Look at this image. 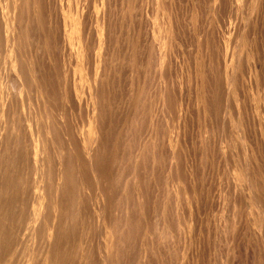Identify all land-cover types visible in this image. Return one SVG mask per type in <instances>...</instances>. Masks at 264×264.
<instances>
[{
    "label": "bare ground",
    "instance_id": "6f19581e",
    "mask_svg": "<svg viewBox=\"0 0 264 264\" xmlns=\"http://www.w3.org/2000/svg\"><path fill=\"white\" fill-rule=\"evenodd\" d=\"M72 1L0 0V264H264V0Z\"/></svg>",
    "mask_w": 264,
    "mask_h": 264
},
{
    "label": "rangeland",
    "instance_id": "374dc122",
    "mask_svg": "<svg viewBox=\"0 0 264 264\" xmlns=\"http://www.w3.org/2000/svg\"><path fill=\"white\" fill-rule=\"evenodd\" d=\"M48 1H49V3L47 4ZM51 1H52V2H51ZM51 1H50V0H47V2H46V0H45V2H46L45 5L50 6V7L48 8V9H49L48 11H50V12H48V13H50V14L52 15V18L54 17V20L56 21L55 24H58V26L61 27V29H60V28L56 25V27L58 28V30L60 29V31H63L64 20L62 21L61 19H64V17L66 16V15L63 16V12L66 13V10H67V12L70 13V10H71L72 8H73V9L75 8V3H74V1H72L73 4H72V3H68V0H59V1H57V0H51ZM63 1H64V3H63ZM50 2H51L52 4H50ZM54 2H55L56 4H55ZM58 2H59V3L62 2V4H59ZM85 2H86V3H85ZM53 3H54V4H53ZM79 3L81 4V5H80L81 7L79 6L80 10H81V8H82V5H83L84 7L86 6L85 9H84V7H83V9H84V11H86V12L88 13V16H85V17H87V19H86V20H87V24H88L87 26L89 27V28H88L89 30H88V33H87V34H88L87 38L90 39L89 42H88V39H87V42H88L87 45H88V46H91L90 43H91V42L93 43V41H94V40H93V41H91V40H92L93 38H95V34H93V33H94V29H93L94 27H93V26L95 25V17H96V15H94V14L96 13V12H95V10H96L95 7H97V8L99 7V8H100V5L97 4V3H99L98 1L96 2L97 6H94L92 3H91L92 5H91V4H90V0H88V2H87L86 0H84V1L81 0ZM79 3H77V6L79 5ZM84 3H85V4H88V3H89L88 5H91V7H90L89 9H91L92 7H94L95 10L93 9L94 11H92V10L90 11V10L88 9L89 6H88V5H85ZM182 3H183V2H182ZM182 3H181V4H182ZM187 3H188V2L185 1V2L181 5V6H183V7L180 6L181 9L179 8V11H178V12H183V13H179L178 16L181 18V20H180V18H179V21H180V24H181L182 28H185V29H184L185 32H186V30H187L186 33H188V34L190 33V34H189V35H190L189 37H191V35H192V37L190 38V40H188V39H187L188 34H184V35H185V43H186V44L188 43V44H187V45L184 44L185 46L183 45L182 48H183V47L185 48V47L187 46L186 49H185V51H184V52L187 53V54L189 53V50H190L191 53H192L193 51H195V52H193L192 55H190V53H189L188 56H187V54L185 55V53H184L183 56H186L187 58L185 57V59H184L183 56H179L177 59H178L180 62H184V61H185L184 63H185L186 65L189 64V66H191L190 68H192L191 70H193V66H194V63H195V59L197 58V60H198V58H199V50L196 49V48H198V47H195V46H197V40L203 35V32H202V30L200 31V24H199L198 22H196V20H195V25H194V24H192V25L190 24V23H191V20H190L191 15H190V13H189V10H191V7H190L189 4H187ZM206 3H207V2H204V3L201 2V3H200V4H201V7L196 8V10L198 9V10L202 11V12L199 13V11L197 10V13L200 14V16H202V17H201L202 20H205V19L209 18L210 13H211V12L209 13L210 10L207 9V8L210 9L209 4L207 3V6H206ZM67 4H68V5H67ZM70 4H71V5H70ZM184 4H185V5H184ZM51 5L53 6V9H52V6H51ZM64 5H65V6H64ZM187 5L189 6L190 9H187V8H188ZM202 5H203V7L205 6L206 8H205V7L203 8ZM261 5H262L261 7L259 6V13L261 14V15H259V16H261L262 20H264V11H261V10H264V6H263L264 3H262ZM55 6L57 7V9H56ZM62 6H63V7H62ZM87 6H88V7H87ZM117 6H118V5H117ZM117 6H115V7H117ZM184 6H186V8H184ZM70 7H72V8H70ZM65 8H66V10H65ZM79 8H78V9H79ZM117 8H118V7H117ZM182 8H183V9H182ZM243 8H244V9H243ZM243 8H242V9H243V10H242V13H244L245 15H244V14H240V12H239V14H238L239 17H238V15H236V14L229 15V16H228L229 20H228V18H227V20L225 21V24H227V25H225V26H231V28H230V30H229V27H226V28H225L226 31H225V29H222V31H224V34H225V36H226V37H225V38H226L225 43H226V44L228 43V44H227V46H228L227 49H228V50H227V49H226V50H227V52H229V53H231L232 51H230V50H233V48H235L236 46H238V45L240 46L241 43L243 44L244 41H245L244 39L246 38V37H245V36H246V32H245V31H246V30H245V29H246V25H244L245 22L243 21V18H244V20H247V18L253 13V10H254V9L251 8V9H247V11H246V7L244 6ZM260 8H262V9L260 10ZM59 9H60V10H59ZM62 9H63V10H62ZM86 9H87V10H86ZM184 9H185V10H186V9L188 10V11L186 10L187 13L185 12ZM64 10H65V11H64ZM51 11H53V12H51ZM56 11H57V12H56ZM61 11H63V12L60 13ZM74 11H75V9L72 10L71 12L73 13ZM88 11H89V12H88ZM191 11H192V10H191ZM191 11H190V12H191ZM207 11H208L209 14L207 13ZM244 11H245L246 13H245ZM250 11H251L252 13H250ZM260 11H261V12H260ZM54 12H55V13H54ZM58 12H59V13H58ZM91 12H93V16H92ZM191 13H192V12H191ZM201 13H202V14H201ZM247 13H249L250 15L247 14ZM53 14H54V15H53ZM55 14H56V15H55ZM57 14H58V15H57ZM59 14H60V15H59ZM183 14H184V15H183ZM204 14H205V15H204ZM262 14H263V15H262ZM89 15H90V18H89ZM188 15H189V16H188ZM207 15H209V16H207ZM241 15H242V17H241ZM243 15H244V16H243ZM56 16H58V17H56ZM68 16H69V15H68ZM94 16H95V17H94ZM113 16H114V17H113ZM119 16H120V15H119ZM119 16H118V15H112V17H113V18H112L113 22H114V18H116V17L119 18ZM181 16H182V17H181ZM183 16H184V17H183ZM192 16H194V15H192ZM196 16H197V15H196ZM233 16H234V17H233ZM262 16H263V17H262ZM61 17H63V18H61ZM91 17H92V18L94 17V18L92 19ZM188 17H189V18H188ZM88 18H89V19H88ZM183 18H184V19H183ZM186 18H187L188 20H187ZM231 18H232V19H231ZM237 18H238V19H237ZM241 18H242V19H241ZM245 18H246V19H245ZM57 19H59L60 21H62L63 25H62V23H60V21L57 20ZM90 19H91V21H90ZM185 19H186V20H185ZM184 20H185V21H184ZM233 20H234V22H233ZM238 20H239V21H238ZM58 21H59L60 24L58 23ZM88 21L91 22V23L89 24ZM93 21H94V22H93ZM182 21H183L184 23H183ZM186 21H187V22H186ZM188 21H190V23H189ZM227 21H228V22H227ZM240 22H241V23H240ZM243 22H244V23H243ZM92 23H94V25H93ZM197 23H198V24H197ZM183 24H184V25H183ZM186 24H187V26L185 27ZM231 24H232L233 26H232ZM236 24H238V27H237ZM242 24H243L244 26H243ZM91 25H92V26H91ZM188 25H191L192 27H190V26L188 27ZM197 25H198L199 27H198ZM234 25H235L237 28L234 27ZM90 26H91V28H92V27H93V28L90 29ZM194 26H195V28H196L195 30H197V31L194 30V28H193ZM241 26H243L244 28H242ZM233 27H234V29H233ZM188 28H189V29H188ZM227 28H228V29H227ZM239 28H240V29H239ZM190 29H191V30H190ZM192 29H193V30H192ZM216 29H217V31H214V32H215V33H214V37H215V38H214V39H215V40H214V42H215V43H214V47H215V48L213 47L214 50H215L214 55L217 53V54L215 55V59H217V57H219L220 52H221V48H222V50H223V51H222L223 54H224V51H225V49H224V48H225V47H224L225 43L221 42L222 39L219 38V36H221V34H220L221 32H219V29H218V28H216ZM236 29H237V30H236ZM238 29H239V31H238ZM257 29H258V27H257ZM91 30L93 31V33H90ZM233 30H234V31H233ZM235 30H236V31H235ZM240 30H241V32H240ZM242 30H243V31H242ZM262 30H263V31H262V35L264 36V22H263V29H262ZM92 31H91V32H92ZM190 31H191V32H190ZM231 31H232V32H231ZM185 32H184V33H185ZM216 32H217V35H218V36L216 35ZM225 32H227V34H226ZM237 32H238V34H237ZM194 33H197V34H195V36H194ZM218 33H219L220 35H219ZM229 33H230V35H229ZM241 33H242V34H241ZM89 34H90L91 37H89ZM92 34H93L94 37L92 36ZM198 34H200L199 37L197 36ZM201 34H202V35H201ZM232 34H233V35H232ZM235 34H237V38H238L239 40H237ZM240 34H241V36H239ZM243 34H244V35H243ZM186 35H187V37H186ZM228 35H229L230 39L232 38L233 40H232V39L230 40L229 37H228ZM231 35H232V36H231ZM216 36H217V37H216ZM195 37H196V38H195ZM218 38H219V39H218ZM227 38H228V39H227ZM240 38L243 39L244 41L241 40ZM191 39H192L193 41H192ZM194 39H195V40H194ZM216 39H217V41H216ZM219 40H220L221 43L219 42ZM90 41H91V42H90ZM186 41H188V42H186ZM189 41H190V43H189ZM222 41H223V40H222ZM232 41H233V42H232ZM242 41H243V42H242ZM114 42H115V43H114L115 45L113 44L112 47H113V48H116L115 50H117V47H115V46H116V39L114 40ZM148 42H150V39H148ZM191 42H192V43H191ZM217 42H219V43H217ZM230 42H231V44H230ZM235 42H236V45H235V47H234V45H232V44H233V43L235 44ZM237 42H240V43H237ZM222 43H223V44H222ZM192 44H193V45H192ZM195 44H196V45H195ZM215 44H216V45H215ZM221 44H222V45H221ZM117 45H118V42H117ZM220 45H221V46H220ZM192 46H193V47H192ZM216 46H217V47H216ZM230 46H232L233 48L229 49ZM219 47H220V48H219ZM223 47H224V48H223ZM241 47H242V45H241ZM184 48H183V49H184ZM187 51H188V52H187ZM219 51H220V52H219ZM194 53H195V55H193ZM218 53H219V55H218ZM229 53H228L227 55L230 56V59H229L228 56H227V58H226V60L228 59V61H226V62H228V63H227L228 65H229L230 62L232 63V61H231V60H232V57H231V54L229 55ZM0 55H1L0 57H2L3 54L0 52ZM189 55H190V56H189ZM194 56H195V57H194ZM66 57H67V56L65 55V56H64V60L66 59ZM188 57H189V61H192L193 63H191V62H189V61L187 60ZM191 57H192V58H191ZM181 58H182V59H181ZM193 58H194V59H193ZM2 59H3V57H2ZM66 60H67V59H66ZM182 60H183V61H182ZM229 61H230V62H229ZM0 62H2V63L0 64V66H1V65H2V66L5 65L3 68H1L2 66L0 67V69H2V71L0 70V76H1L0 79H1V78H2V74H3L2 72H4V70H5V72H7L6 70H7L8 66H7V63L4 62V60L2 61V60L0 59ZM187 62H188V63H187ZM243 63H244V62H242L241 65H243ZM3 64H4V65H3ZM190 64H192L193 66L190 65ZM241 65H240V67H239V73H241L242 75H245V74H244V73H245V70H244V72H243V69H244V68H243V66H241ZM6 66H7V67H6ZM4 68H5V69H4ZM241 68H243V69L241 70ZM242 72H243V73H242ZM1 73H2V74H1ZM263 75H264V73H263ZM263 75H262V76H263ZM244 78L246 79V76H244ZM263 78H264V77H263ZM194 109H195V108H194ZM196 116H197V115H196L195 113L192 114V116H191V119H192V117H193V122H194V123L192 122L193 124H191V127H189V130H188L189 134L187 135V137L189 136V138H190L191 135H192V139H193L194 141H195V139L197 140V137H198V136H202V135H203V134H202V135H199V133H203V131H202L201 128L198 129L199 126H200V125H198V124H200V123H199V120H198V118H197ZM196 118H197V119H196ZM194 119H196V120H194ZM197 121H198V124H197ZM195 122H196V124H197L198 126H196ZM193 127H195V129H196V130L194 129L195 132L193 131ZM191 128H192V130H191ZM199 130L202 131V132H198ZM232 130L235 131L234 129H232ZM190 131H191V132H190ZM196 131H197V132H196ZM214 131H215V130H214ZM233 131H231V132H233ZM188 132H187V133H188ZM191 133H192V134H191ZM194 133H195V134H198V136H196V135L193 136ZM213 133H214L213 131H211L210 133L208 132V134L206 135L205 139H206V138L211 139V138H212V135H213V137H214V139H215V137H217L216 131H215V133H214L215 136H214ZM234 135H235V133H233V135H232L233 138H234ZM232 136H231V141L233 140ZM257 136L259 137V139L261 138V136H260L259 134H258ZM258 137H257V138H258ZM198 139H199V138H198ZM214 139L212 138L210 142L212 143V141H213ZM234 140H235V138H234ZM231 141H230V142H231ZM235 143H237V141H236V142L234 141V144H233V141H232L229 147L231 148L230 152L233 151L234 149H235V150H234L235 152H236V150L238 151V152H236V153L233 151V152L235 153L234 155L236 156V155L239 154V149H240V147H239V149H238L239 144L236 145ZM234 145H236L237 147L234 146ZM262 145H263V144H262ZM197 146H199V143H198V145H196V147H197ZM232 146H234V147H232ZM235 147H236V148H235ZM261 148H262V151H263L264 145H263ZM233 152H231V154H233ZM263 152H264V151H263ZM234 155H233V157H234ZM239 156H240V157H239ZM234 158H235V157H234ZM237 158H238V160L241 158V161H242V157H241L240 154H239L238 156H236L235 159H237ZM241 161L239 160L240 163H241ZM241 164H242V163H241ZM220 169H222V168L219 167V170H218L219 172H220ZM215 170H217L216 167H215ZM238 175H239V173H238Z\"/></svg>",
    "mask_w": 264,
    "mask_h": 264
}]
</instances>
